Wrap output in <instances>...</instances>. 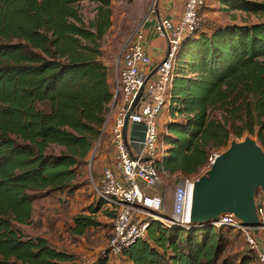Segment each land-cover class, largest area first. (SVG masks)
Returning a JSON list of instances; mask_svg holds the SVG:
<instances>
[{"label": "trees", "instance_id": "trees-1", "mask_svg": "<svg viewBox=\"0 0 264 264\" xmlns=\"http://www.w3.org/2000/svg\"><path fill=\"white\" fill-rule=\"evenodd\" d=\"M114 1L0 0V264L78 262L75 253L17 226L33 223L40 193L74 196L88 182L92 186L87 167L116 90L113 66L101 60ZM83 2L96 5L90 26L79 10ZM215 3L204 0L200 14L218 9L234 21L236 13L264 18V0ZM170 115L160 166L166 175L198 177L232 136L249 133L264 147V20L225 24L206 16L179 53ZM95 170L98 184L102 174ZM104 207L99 197L88 214L73 218L70 233L97 230L95 215ZM233 229L152 221L145 236L115 258L123 264H259L240 230L249 253L227 254Z\"/></svg>", "mask_w": 264, "mask_h": 264}, {"label": "built area", "instance_id": "built-area-1", "mask_svg": "<svg viewBox=\"0 0 264 264\" xmlns=\"http://www.w3.org/2000/svg\"><path fill=\"white\" fill-rule=\"evenodd\" d=\"M203 5L204 0H187L180 20L160 18L156 22L157 36L167 43L166 55L162 61L167 59L158 64L157 73L146 83L143 96L130 116V124L146 125L144 147L140 151L128 147L123 138V129L127 111L134 103L147 77L155 69H149L154 64L146 52L147 36L141 25L134 31L123 49L122 66L117 71L114 109L110 111L105 125L108 126L114 110L121 102L112 127L115 154L111 163L103 168L99 183L96 184L92 178V185L97 195L106 202V207L117 214L113 222L112 237L108 242V253L112 257L120 256L125 249L143 238L152 221H159L168 228L190 229L189 208L193 184L197 177L181 179L174 192L170 213L166 210L165 193H153L149 190L159 189L162 185V177L166 175L160 170L165 154L162 158H156L159 131L157 118L166 107V99L169 96L167 88L168 86L172 88L176 78L179 53L188 37L200 30L204 23V15L199 12ZM155 6L153 5L145 21L151 20L150 15L155 13ZM259 206L262 218V244L254 238L250 229L240 226L239 222L230 215L221 217L213 223V227L215 229L231 227L240 230L249 249L257 254L259 264H264V209L260 204ZM158 212H167L168 216H162Z\"/></svg>", "mask_w": 264, "mask_h": 264}, {"label": "rangeland", "instance_id": "rangeland-1", "mask_svg": "<svg viewBox=\"0 0 264 264\" xmlns=\"http://www.w3.org/2000/svg\"><path fill=\"white\" fill-rule=\"evenodd\" d=\"M158 1L159 0H116L112 3V26L101 41V50L103 52V57H101V60H104V62L107 64H112L113 73L117 74V71L121 68L123 62V49L130 40L131 36L134 34L135 29L142 22L145 16L149 14L153 5H156ZM208 3L216 7L215 0H208ZM79 10L83 15L85 24L90 26L96 17V5L89 2H83L80 4ZM209 16H214L225 24H231L235 22L238 24L243 22L253 24L264 20V18L261 19L256 16L236 13L237 18L234 21L231 15L222 13L218 9H214V11H212L211 15ZM171 89L172 88L168 86L167 95L169 93V96L166 99V107L162 109L157 118L159 131L156 158H162L163 154L167 155L168 151V146L164 141V136L166 132L165 124L167 121L166 117L168 116L167 107L170 103L169 98ZM120 106L121 102L113 112V117L110 120V128L112 127L114 117L117 115ZM113 109L114 107L112 104L110 111ZM104 128L103 129L105 131L107 127L105 126ZM104 133L105 132H103V134ZM246 134L248 133H245L244 136ZM244 136L242 138L232 136V139L241 141L244 139ZM100 137L101 139L103 138V144L105 147V144L108 143L110 139L109 129L106 130L105 136H102L101 134ZM252 137L258 140L255 136ZM226 148L212 155L210 158V165L213 156L222 153ZM101 149L102 148H100V150ZM104 163H107V159L104 162L99 160H97L95 163L92 162V165L89 162L87 167V180L89 178V180L92 182L93 168L96 169V175L98 171L101 175L104 166H108L110 164L103 165ZM210 165L206 167V169L202 171L200 175L207 171ZM180 182L181 178L179 176L165 175L162 177V185L159 189L149 190L153 193H165L166 210L169 213L172 208L175 189ZM92 187L93 185L91 186L88 182V184H86L85 187L74 196H67L51 192L40 193L34 206L35 211L33 223L27 226L18 225L17 227L20 231L28 236L33 238L38 236L45 237L57 248L75 253L78 258L77 264H98L99 261L104 258H109L108 260L110 264H123L122 260L112 257L108 253V242L113 230L114 222V219H109L104 215L106 210L111 211L108 207L102 208L100 212L95 215L97 220L101 223L97 230L89 231L85 236L82 237H75L69 231V226L72 223L73 218L79 214H88L87 209L92 204H95L99 199L94 187ZM260 196L261 195H259V197ZM167 212L158 213L162 216H168ZM228 237L230 238L231 242L227 254L241 253L242 255L244 253H249V249L246 246L245 240L239 230L233 229V232H231Z\"/></svg>", "mask_w": 264, "mask_h": 264}, {"label": "water", "instance_id": "water-1", "mask_svg": "<svg viewBox=\"0 0 264 264\" xmlns=\"http://www.w3.org/2000/svg\"><path fill=\"white\" fill-rule=\"evenodd\" d=\"M158 67L147 77L124 118V141L129 148L138 151L144 147L146 125L130 124V116L143 96L146 83L157 73ZM92 162L91 159V165ZM259 195L263 198L261 206L264 209V147L248 133L241 141L231 139L222 153L213 156L209 169L195 179L189 208V226L212 228L214 222L230 215L240 226L250 229L254 238L262 244Z\"/></svg>", "mask_w": 264, "mask_h": 264}, {"label": "crops", "instance_id": "crops-1", "mask_svg": "<svg viewBox=\"0 0 264 264\" xmlns=\"http://www.w3.org/2000/svg\"><path fill=\"white\" fill-rule=\"evenodd\" d=\"M186 3H187V0H159L155 6V10H156L155 13L150 15L151 20L145 21V19L147 17V15H146L145 18L142 20V22L138 25V26H140V25L142 26V30L145 32V34L147 36V42L145 44V49H146L147 54L153 60V64H154L151 68H149L150 70L154 69L156 66H158V64L165 57L166 50H167L166 41L159 38L155 32L156 22L160 18H168V19L173 20V21L180 20L184 14ZM209 15H211V12L206 13L204 15V17H205L204 19H206V16L210 17ZM116 80H117V74H116ZM169 106L167 107V109H168L167 115L168 116L166 117V120H167L166 123L168 121H171V119H172V117L170 115V107ZM107 127H108L107 129H109V138L110 139H109V142L105 144V147H104V144L100 145L98 158H97V160H99L101 162H104L107 159V163H104L103 165L109 164L112 161L114 154H115V149H114L113 140H112L113 124H112L111 128H110V123L108 124ZM100 141H101V139H100ZM100 141L98 143V146L100 144ZM100 148H102V149L100 150ZM97 149H98V147H97ZM97 149L95 150L94 153H92L90 160L91 159H92V161L94 160Z\"/></svg>", "mask_w": 264, "mask_h": 264}]
</instances>
